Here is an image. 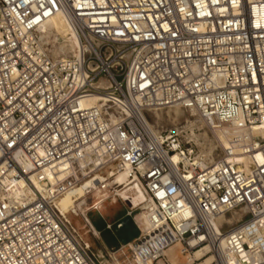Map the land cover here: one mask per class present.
<instances>
[{
    "label": "built area",
    "instance_id": "built-area-1",
    "mask_svg": "<svg viewBox=\"0 0 264 264\" xmlns=\"http://www.w3.org/2000/svg\"><path fill=\"white\" fill-rule=\"evenodd\" d=\"M59 13L67 57L39 33ZM171 108L211 137L151 124ZM121 173L146 222L113 263L264 264V0H0V264H103L59 202Z\"/></svg>",
    "mask_w": 264,
    "mask_h": 264
},
{
    "label": "rangeland",
    "instance_id": "rangeland-1",
    "mask_svg": "<svg viewBox=\"0 0 264 264\" xmlns=\"http://www.w3.org/2000/svg\"><path fill=\"white\" fill-rule=\"evenodd\" d=\"M49 49L50 45L47 44ZM54 57H62V56H55ZM174 109H167L162 111L163 119L158 120L155 118L154 113L149 114V120L154 125H158L164 128H172L175 124H179L185 126L187 123L189 124L188 120H194L198 117H190L191 112L184 111L182 112V116L177 122H173L172 116H169V112L174 114ZM169 111V112H167ZM168 113V114H167ZM184 113V114H183ZM154 114V115H153ZM189 115V116H188ZM156 122V123H155ZM198 128H200V124ZM200 131L195 132L196 135H200V133H204L206 129H199ZM199 133V134H198ZM208 136L211 135L208 133ZM206 136V137H208ZM217 147V153L220 151L221 146L217 143L213 144V146ZM114 174H111L113 176ZM102 180V176L98 175L95 179L86 181L81 188L76 191L73 195L76 201L73 202V208L68 210L67 217L73 221V223L78 228L81 236L85 240L87 244L90 245L91 250L99 257L100 261L103 264H111L110 254L117 249L115 246H118L121 243H125L127 241L134 242L136 237L139 235L140 231L138 227L135 225L134 217L136 216L139 219L140 216L145 215V211L140 213V205L145 200V197L137 196L136 199H133L129 193L131 187H133V182L128 179L126 175L123 173L116 175L113 178V182L111 185L118 184L120 187H114L107 190H96L93 189L97 188L98 182ZM118 190L120 192V196L117 198V201H108L112 197L110 195L113 194L114 191ZM110 196V197H108ZM106 203H103V201ZM98 201L102 202L103 204L100 205L99 209L96 210L94 207ZM70 203V202H69ZM69 203L67 201H63V205L60 203V208L65 211L67 207H69ZM72 203V202H71ZM75 212L79 216H75ZM129 212H132V215L127 216ZM125 214L128 218H130V222L128 219L124 218ZM233 214H229V218H231ZM104 219L117 221L116 225H112V230L105 228L106 223ZM126 219V225L119 226L121 221ZM89 221L93 228H91L86 221ZM134 223V224H133ZM102 230V236L98 233V231L94 228V226ZM183 262L186 263L187 259L182 257Z\"/></svg>",
    "mask_w": 264,
    "mask_h": 264
},
{
    "label": "bare ground",
    "instance_id": "bare-ground-1",
    "mask_svg": "<svg viewBox=\"0 0 264 264\" xmlns=\"http://www.w3.org/2000/svg\"><path fill=\"white\" fill-rule=\"evenodd\" d=\"M39 33L43 39L44 42H46L47 44H51L50 46V51L52 53V55L55 56H62V57H67L72 55L73 53H75L77 51V46L80 42L79 36L76 33L71 20L69 19V17L63 13H59L53 17H51L50 19H48L39 29ZM169 112V111H167ZM182 112L183 110L180 108H175L174 109V114H171V111L169 112V116L173 118V122H177L180 119V116H182ZM155 118H157L158 120H162L163 119V113L162 111H155ZM153 114V115H154ZM168 114V113H167ZM184 114V113H183ZM190 117H198L196 115L195 112H191L189 113ZM189 116V115H188ZM194 119V118H193ZM188 122L191 123V125H199L200 124V128L202 127L203 129H206V131L204 133H200V135H198V138L201 137H206L208 136L207 134L209 133V129H211L210 127L207 126V123L205 121H202L199 117L195 118L194 120H188ZM156 123V122H155ZM151 124H153L151 122ZM154 125V124H153ZM199 127V126H198ZM155 130V129H154ZM199 134V133H198ZM233 133L229 130H225V129H217L216 130V139H217V144L220 146H227L228 145V138L232 135ZM210 137V136H209ZM214 144V143H213ZM213 144L211 145V149L212 148H216V145L213 146ZM216 144V143H215ZM238 162H241L242 159L238 158L237 159ZM124 175L127 176L126 173H123ZM128 177V176H127ZM113 181V178H112ZM81 188L78 187L76 190L64 195L59 202V209L61 210V212L63 214H65L66 216L67 213H65L67 211V209L69 207H67L65 209V211H63L60 208V203L62 201H67V203H69L68 206H73V202L76 201L74 199V194L76 193V191H78ZM141 188H139V186H137L134 190V192L139 191ZM112 198L108 201H117V198L120 196V192L118 190L114 191L112 195H110ZM108 196V197H110ZM72 202V203H71ZM103 203H106L103 201ZM102 202L98 201V203H96L95 205V209H99L100 205L103 204ZM100 210V209H99ZM233 216L231 218H229V215H225L222 219L223 221L225 220L227 223L232 224L235 221H237L239 218H241V213L239 211H235L233 213ZM146 218V214L143 216H140L138 221L145 225V220ZM169 254L171 256V260L173 261L174 264H185L183 262L182 256H180L177 252V247H174L172 249H170ZM111 264H115L111 261ZM231 264H238V262L236 260H231Z\"/></svg>",
    "mask_w": 264,
    "mask_h": 264
},
{
    "label": "crops",
    "instance_id": "crops-1",
    "mask_svg": "<svg viewBox=\"0 0 264 264\" xmlns=\"http://www.w3.org/2000/svg\"><path fill=\"white\" fill-rule=\"evenodd\" d=\"M137 186H139V188H141L139 191H137V192H134V190H135V188L137 187ZM129 193H130V195L132 196V197H134L133 199H136V197L137 196H144L145 197V195H144V191H143V188L139 185V184H137V183H135V182H133V187H131V189H130V191H129ZM61 204L63 205V201L61 202ZM74 206H69V208L67 209V211L68 210H70L71 208H73ZM66 211V212H67ZM65 212V213H66ZM127 216H129V214H127ZM126 216V214H125V217L124 218H126L127 217ZM126 219H128V221L130 222L131 220H130V218H126ZM126 219H124V220H122L121 221V223H120V225L119 226H124V225H126V222H124ZM104 221H105V223H106V226H105V228H107V229H109L108 228V225H116V223H117V221H109V220H107V219H104ZM134 224V223H133ZM93 226H94V224H93ZM96 226V225H95ZM94 226V228L98 231V233L102 236V230L101 229H99V228H97V227H95ZM109 230H112V227L109 229ZM81 234V233H80ZM139 235H140V233H139ZM138 235V236H139ZM137 236V237H138ZM137 237H136V239H137ZM132 241H127V242H125V243H121V244H119L118 246H115V248L117 247V249L121 246V245H124V244H127V243H131Z\"/></svg>",
    "mask_w": 264,
    "mask_h": 264
}]
</instances>
